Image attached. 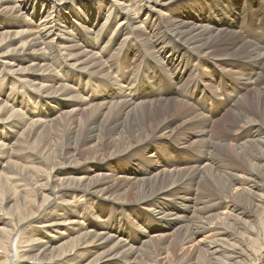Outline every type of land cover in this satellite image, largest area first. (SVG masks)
Returning a JSON list of instances; mask_svg holds the SVG:
<instances>
[{"label":"bare ground","instance_id":"obj_1","mask_svg":"<svg viewBox=\"0 0 264 264\" xmlns=\"http://www.w3.org/2000/svg\"><path fill=\"white\" fill-rule=\"evenodd\" d=\"M256 5L0 0V264H157L205 233L165 264H264V40L242 27ZM142 51L206 82L213 115L185 101L186 77L178 93L162 71L144 94L122 71L102 82Z\"/></svg>","mask_w":264,"mask_h":264},{"label":"rangeland","instance_id":"obj_2","mask_svg":"<svg viewBox=\"0 0 264 264\" xmlns=\"http://www.w3.org/2000/svg\"><path fill=\"white\" fill-rule=\"evenodd\" d=\"M262 8L264 9V7L262 5L261 6L256 5L252 9L250 8L249 10H247V8L242 9L244 13L246 12L245 14L250 15L251 12L252 13L254 12L256 14L255 17H253L251 19L248 17V19H245L244 20V22L242 24V27H243V32H247V33L244 34L245 36H248L249 35V37H253V36H256V35L259 34V38L262 39V40H264V10H263L262 13H260V10ZM261 14H263V16ZM259 17H261V20L262 21H260V18ZM256 18H257V20H256ZM259 22L261 23L260 25H258ZM253 26H256V29H254ZM250 31H252L254 33V35ZM252 39H254V38H252ZM141 55H142L141 56V62L142 63L140 62V64H139V68L140 69H139L138 72H134L133 70H127V69L124 70V68L127 67V65L128 66L131 65V63H132L133 60H130L127 65H125L124 63L119 64V62H117L118 60H116L113 63V65H112V70H111L112 72L110 71L109 76L107 77L106 81H102V82H105V83H116L117 82L116 79L119 78V76L121 74L120 72L122 71L123 78L121 79V81L127 80L126 81V84H128V85H126V87L124 85V89L129 90V89L133 88L136 91L137 94H144L149 89H151L152 88V85H153V84L151 85L150 74L149 73L147 74V72H153V73L156 74L158 71H162L168 77L167 78V77H165L164 75L161 74L162 79L165 80V82H167V83L169 81V83L174 88H175L174 83H173V80L174 79L177 80V81L178 80H181L182 81L185 77L187 78L186 75L188 74V70H185L184 72H182V71H177L176 72L175 70L172 71V72L164 71L156 63H153L152 65H146V57H144L145 55L143 54V51L141 52ZM142 64H145L146 66L145 65H142ZM129 68L136 69L134 66H130ZM219 70L218 71H215L216 74L219 73ZM117 72H119V73L117 74ZM111 73L113 74V76H112ZM157 76L158 75L155 76L156 79H160V76H158V78H157ZM221 76H224V75L219 73L218 74V80H216L215 85L217 84V86H218V83L220 82V87L217 89L218 90L217 94L220 95V97H221L220 99L223 101V100H225L226 96H225V93H223L222 90L220 89L221 88ZM99 79L102 80L101 77ZM187 79L188 80H192V81H191V84L189 85V87L186 89L187 97H186L185 101L186 102H189L196 110H198V112L203 111V110H205L207 108L205 110V112L207 114L213 115L211 113L212 112L211 107L213 109H215V101L211 98L210 89H209V86L207 85V83L206 82H203L201 78H197V77H194L193 78L191 76V77H189ZM83 80L84 79L80 80V82L79 81H77V82L80 83V84H82L83 83ZM159 83H160V87L163 88V86H164L165 83L164 82L162 83V81L159 82ZM85 84L87 86V83L86 82H85ZM171 85L167 87L168 88V92H170V93H171V88H172ZM110 89H113V91H115V87H110ZM174 92L178 93V90L175 88V91ZM199 95H201V98L200 99H199ZM195 104H196V106H195ZM206 104H208V106ZM263 111H264V107H263ZM242 126L243 125H241L240 127H242ZM235 131H236L235 136H237V135H239V134L242 133L243 129L242 128H237V129H235ZM127 199H129L130 201H133V200L136 199V196L133 194V195L128 196ZM211 234L217 235V233H205L203 235H199L193 241V243H187V244L178 246L176 248L174 254H162L161 256L157 257V260H156L157 264H165L168 261L175 262V260L178 259V258L187 257V256H189L191 254H194L195 253V249H194L195 246H193V244H197L198 241H200L202 239H205L206 237H209Z\"/></svg>","mask_w":264,"mask_h":264}]
</instances>
